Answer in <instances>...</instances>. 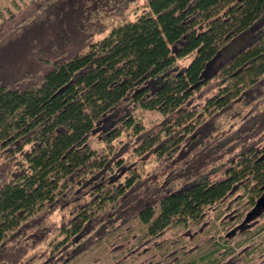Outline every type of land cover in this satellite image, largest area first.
<instances>
[{
  "label": "trees",
  "instance_id": "trees-1",
  "mask_svg": "<svg viewBox=\"0 0 264 264\" xmlns=\"http://www.w3.org/2000/svg\"><path fill=\"white\" fill-rule=\"evenodd\" d=\"M263 194L264 0H0V264H264Z\"/></svg>",
  "mask_w": 264,
  "mask_h": 264
},
{
  "label": "rangeland",
  "instance_id": "rangeland-1",
  "mask_svg": "<svg viewBox=\"0 0 264 264\" xmlns=\"http://www.w3.org/2000/svg\"><path fill=\"white\" fill-rule=\"evenodd\" d=\"M254 29H251L245 33H243L241 36H239L237 39H235L231 44H229L220 54V58L218 62L220 63L223 61L226 57L232 55L233 53L237 52L240 48H242L244 45H246L252 38L254 34ZM230 212V211H229ZM228 212V213H229ZM254 241H261L262 246H264V240L261 239V237H255L253 239ZM94 259H98L93 261ZM113 259H116L115 256H112V254H109L104 250L101 252V249H92L90 250L86 256L82 259L83 263L92 262V264H108ZM114 261V260H113Z\"/></svg>",
  "mask_w": 264,
  "mask_h": 264
},
{
  "label": "water",
  "instance_id": "water-1",
  "mask_svg": "<svg viewBox=\"0 0 264 264\" xmlns=\"http://www.w3.org/2000/svg\"><path fill=\"white\" fill-rule=\"evenodd\" d=\"M264 209V194L263 196L257 201L256 206L254 207V209L249 212L243 222V224H246L247 222H249L251 219L254 218V216L259 215L261 213V210Z\"/></svg>",
  "mask_w": 264,
  "mask_h": 264
}]
</instances>
